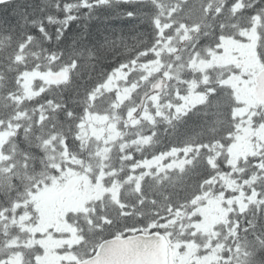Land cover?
Returning a JSON list of instances; mask_svg holds the SVG:
<instances>
[{
	"label": "snow or ice",
	"instance_id": "obj_1",
	"mask_svg": "<svg viewBox=\"0 0 264 264\" xmlns=\"http://www.w3.org/2000/svg\"><path fill=\"white\" fill-rule=\"evenodd\" d=\"M0 264H264V0H0Z\"/></svg>",
	"mask_w": 264,
	"mask_h": 264
}]
</instances>
